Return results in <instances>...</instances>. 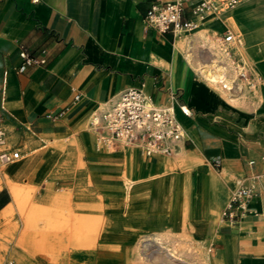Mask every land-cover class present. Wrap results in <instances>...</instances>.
<instances>
[{
    "label": "crops",
    "instance_id": "obj_1",
    "mask_svg": "<svg viewBox=\"0 0 264 264\" xmlns=\"http://www.w3.org/2000/svg\"><path fill=\"white\" fill-rule=\"evenodd\" d=\"M170 1L0 0V127L7 134V148L20 158L0 172L3 261L50 264L43 250L35 259L28 255L30 246L42 243L47 248L52 244L53 254L59 252L53 264L117 263L111 254L123 249V237L155 230L153 200L145 185L159 182L152 176L169 174L174 195L164 226L175 230V191L185 178V220L203 230L202 250L219 264H259L264 256V0H247L214 14L213 20L206 16L179 38L158 34L143 22L151 5ZM231 15L240 34L222 23ZM182 18L192 19L189 6ZM227 29L239 43H223ZM200 30L209 32L205 40L214 31L228 49L243 45L250 60L233 57L245 66L250 86L241 81L242 90L227 95L240 97L256 85L259 102L249 92L244 106L233 105L200 77L198 68L210 61L207 42L190 57L191 63L176 47L178 40L193 43ZM21 51L45 63L19 73ZM127 88L142 90L162 106L175 95L174 115L185 136L171 154L146 157L131 145L110 151L98 144L95 130H88L92 113L110 108ZM166 160L171 167L162 164ZM125 161L133 182L128 199L123 196ZM240 184L252 186L255 196L238 220L225 222L221 212ZM28 186L35 188L30 198ZM47 221L53 239L45 238ZM125 221L133 233L122 230ZM92 224L97 225L93 234ZM91 236L94 246L87 247Z\"/></svg>",
    "mask_w": 264,
    "mask_h": 264
},
{
    "label": "built area",
    "instance_id": "obj_2",
    "mask_svg": "<svg viewBox=\"0 0 264 264\" xmlns=\"http://www.w3.org/2000/svg\"><path fill=\"white\" fill-rule=\"evenodd\" d=\"M247 0H173L155 3L146 11L143 22L158 34H171L173 38L193 30L197 22L205 18L208 13L217 14L219 7L226 10L233 8ZM189 6L192 19L184 20L183 11ZM224 44L239 43V38L227 29L223 37ZM21 64L18 72L22 73L29 66L43 65V58H33L24 51L19 53ZM248 72L241 65L236 77L228 82L217 83L223 91L232 94L240 92L241 81L248 80ZM174 94H170V102L166 106L155 104L150 96L137 88L123 90L116 102L107 112L94 115L95 123H91L97 133V142L104 147L135 145L146 157L156 154L169 155L175 145L184 138L182 126L174 115ZM74 101L79 100L75 94ZM184 116H190L185 106H179ZM47 118H54L50 114ZM3 134L0 132V141ZM19 158V153L13 150L0 151V166H5ZM216 167L218 165L216 164ZM255 196L252 186L240 184L229 197L221 212V219L225 222H235L246 212L248 202ZM264 243V239H263ZM7 264H12L8 262Z\"/></svg>",
    "mask_w": 264,
    "mask_h": 264
},
{
    "label": "bare ground",
    "instance_id": "obj_3",
    "mask_svg": "<svg viewBox=\"0 0 264 264\" xmlns=\"http://www.w3.org/2000/svg\"><path fill=\"white\" fill-rule=\"evenodd\" d=\"M240 3H243V1ZM238 5H236V6H238ZM236 6H234L230 10L234 9ZM230 10H226L224 7L221 6V7H219L216 15L220 16L219 14L222 11L227 12ZM207 15L214 17V13H208ZM233 25L236 26V28H238V26L234 20H233ZM199 27H201V26H199ZM198 29H200V28H198ZM208 33L209 32L206 30H200L196 33L195 38L193 39V43L192 42L188 43L190 45L189 47L192 46L191 49H193L192 50L193 55H195V53H197L198 50L201 51V49H199V46L194 47V45L200 44V46H201L202 42L207 37ZM212 33L215 34L214 31ZM184 43H187V41L186 40H183V41L178 40L176 42V47L180 51H184L182 48ZM220 45L222 47H225V48L228 47L227 45L221 44V42H220ZM203 46H201V47H203ZM213 46H214V43L212 42L210 45H207V47H206V48H208L207 56L210 57L209 58L210 61L206 60L208 62L206 64H203L202 66H200L198 68V70H200L199 73H201L200 77L207 84H209L210 86L215 88L217 91H219L220 94H222V96L228 102L232 103L233 105L244 106L246 104L249 92H250L249 96L256 103L259 102L262 99V95L260 94L259 89H258V87H256V85L246 89L240 97L228 96L227 92L223 91L221 89V87L217 83H220L221 81L228 82L232 78H235L239 68L241 67V65L239 63H237V64H235V67L233 68L232 60L230 57H228L226 52L223 51L222 49H217L215 46L214 47ZM189 51H190V48L187 51H184V57L191 63L190 54L188 55ZM241 52L242 51L240 48L235 50L236 54H239ZM199 65H201V64H199ZM233 71H234V73H233ZM245 84H246V86H250V84L247 83V80L245 81ZM108 109L109 108L107 107L106 110H108ZM94 115H97V114L94 113L91 116V120H89L88 130L95 129L94 126L91 124V123L96 122L97 118H94ZM1 133L4 134L3 132H1ZM2 140H3V138L0 141V149L2 147V144L4 143V141H2ZM7 143H8V140H7ZM131 146H133L134 148H137L135 145H131ZM108 148H110V147H108ZM110 149H112V148H110ZM158 156H160V155H158ZM18 161H16V162H18ZM16 162H12V163L5 165V166H0V168H3V170L0 169V172L4 171L10 165L15 164ZM162 164L163 165L165 164L167 168L171 167L170 166L171 163H169L167 160L164 161ZM123 169L125 170V173L123 174V178H124L123 179V181H124L123 196L125 197V199H128L131 196V193L133 190L132 189L133 182L130 179L129 171H128L129 170V163L126 162L125 165L123 164ZM168 175L169 174L152 176L151 179H156L157 177H159L160 178L159 182L153 181V182H150V183L145 185L147 187V190L150 192V196H149L150 199L153 200V214H154L153 215V223H154L155 230L150 234L138 236L136 238H133L130 236L129 237H123L122 242H124V245H125L123 247V249L121 251H119L120 249L116 248L115 251L111 254V256H113L115 259L118 260V262L115 264H219V263L215 262V260H213L211 258V256H209L207 253L202 255L201 259L198 258V259L194 260L193 256H192L193 258L191 259L190 256L188 255V253L186 252V249L184 247H182L183 244L190 243V241H188V240L183 241L184 239H182V238H184L183 232H182L184 227H185V230H186V226L190 227V229H192V233H194L196 235H202L203 234V230L201 229V227H199L198 225H195V224H189L185 220L186 216H187V205H188L187 192H188V188H189L188 180L185 178L179 179L178 186H177L176 191H175V200L178 202V207H177V212H176V216L178 219L174 224L175 230L170 231L167 229V227L164 226L165 224L168 223L167 218H168L169 213H170L169 202L172 200L171 198L174 195V193H172L170 191L171 186L169 185ZM6 184L8 185L9 189L14 192L15 186H13L9 182H7ZM1 185L2 184L0 182V188H1ZM18 190L22 191L21 188ZM34 191H35V188L28 186V187H26L25 193H27L28 195L29 194L31 195ZM25 193L23 192L24 195H25ZM16 194H18V193H16ZM28 195H27V197H28ZM30 195H29V198H30ZM24 198H25V196H24ZM16 201H17V199H16ZM18 202H19V200H18ZM23 205L24 204H22V206ZM20 210H23V209L20 208ZM42 211H43V209H42ZM36 212H37V214H39L41 212V209L39 208V209H35V211L33 210V213H32L33 216H35ZM26 215H27V213H26ZM39 220L40 219H38L37 221H39ZM94 227H95V225L92 224L91 228H90L92 234L97 232L96 231L97 225H96V228H94ZM122 230H124L125 232H130V233L134 232V228L132 227V225L129 224L128 221L123 222ZM187 230H188V228H187ZM52 231H53V229L51 227V224H49V222L47 221V224L45 226V233H44L46 236L45 238L53 239V232ZM89 239H90L89 241L86 240L88 242L86 246L87 247H93L96 238L94 236H91ZM18 241L20 242V240H18ZM28 241H29L28 243L30 244V240H28ZM195 243H197V242H195ZM128 244L130 245V247L128 246ZM19 247H21L20 244H19ZM45 247L46 246L42 243L30 246L31 251L27 250V251H29L28 255L30 256V258L36 257V254L37 253L39 254L38 251L43 250V251H45L44 252L45 255H47L51 258V259H49L47 257L50 261L51 260L53 261V257L58 258L60 256L59 252H56L55 254H53L54 249H53L52 244H50L48 246V248L47 247L45 248ZM57 248H58V246H57ZM57 248H55L56 251L59 250V248L58 249ZM192 249H193V246H192ZM60 250H61V248H60ZM245 252H247V249H245ZM259 259H260L259 264H261V263L264 264V256H261ZM255 261L252 260V262H255ZM9 262L12 263V261H9Z\"/></svg>",
    "mask_w": 264,
    "mask_h": 264
},
{
    "label": "rangeland",
    "instance_id": "obj_4",
    "mask_svg": "<svg viewBox=\"0 0 264 264\" xmlns=\"http://www.w3.org/2000/svg\"><path fill=\"white\" fill-rule=\"evenodd\" d=\"M243 2H245V1H243ZM241 4V3H240ZM239 4V5H240ZM238 5V6H239ZM237 7V6H236ZM207 17H210V20H213L214 18L212 17V16H210V15H206ZM206 21V17H205V19H204V21H200V22H205ZM222 23H225V24H228L233 30H234V32H236L237 34H240V29L239 28H236V26H234L233 25V18H232V15L231 16H229L228 18H226L225 20H223L222 21ZM214 35L215 34H213L212 33V38L209 40V39H207V40H205L206 38H208V36L204 39L206 42H207V44L206 45H210L212 42L214 43V46L217 48V49H222L223 51H225L226 52V54L228 55V57H230L231 58V60H232V64H233V68L235 67V64H236V62L234 61V57L233 56H238V57H240L242 60H246L245 62L247 63L248 61H249V59L250 58H248V57H246V53L244 52V49H243V45L241 44V46H236V47H232V49H228V48H225V47H222L220 44H219V41H218V39H216L215 37H214ZM205 41H203V42H205ZM203 42H202V44H201V46H203ZM189 42H187V43H184V45H183V50L184 51H187L189 48H190V51L188 52V55L190 54V57L191 56H194L193 55V53H192V50L193 49H191L192 48V46L191 47H189L190 45L188 44ZM201 47L200 46V44H197V45H194V47ZM213 46V47H214ZM238 48H240L241 49V53H239V54H236L235 53V50H237ZM230 52H232V54L230 53ZM233 73H234V71H233ZM111 108V107H110ZM110 108L108 109V110H103V111H101V112H99V113H96V114H100V113H102V112H107V111H109L110 110ZM94 113H92V115H93ZM91 115V116H92ZM91 116H90V118H89V120H91ZM93 130H95V129H92L91 131H93ZM0 132H3L4 134H3V140L2 141H4V143L2 144V147H1V149H0V151L1 150H14L13 148H7V140H8V138H7V134H6V132L3 130V129H1V127H0ZM132 148H134L133 146H132ZM108 150H110V151H112L113 150V148L112 149H110V148H108ZM158 155H161V154H156V156H158ZM20 159V158H19ZM19 159H17V160H15V161H13V162H16V161H18ZM1 170H3V168H0ZM187 228H188V230H187ZM124 231V230H123ZM183 237L184 238H182V239H184L183 241H186V240H188V241H190V243H185V244H183L182 245V247H184L185 249H186V252L188 253V255L190 256V258L192 259L193 257V259L194 260H196V259H201V256L202 255H204L205 253H207L208 255H211V253L210 252H208L207 250H202V248H201V245H200V242H201V240H202V237H203V234L202 235H196V234H194V233H192V229H190V227H188V226H186V230H185V227L183 228ZM197 237V238H196ZM200 238V239H199ZM193 240V241H192ZM195 242H197V243H195ZM189 245V246H188ZM198 245V246H197ZM192 246H193V249H192ZM208 249V248H207ZM196 252V253H195ZM2 255H3V253H0V264H7V262H9V261H13V258H10V259H7V260H5V261H3V259H2ZM193 256V257H192ZM36 257H32V259H35ZM13 264H19V263H17V262H15V261H13L12 262ZM50 264H53V261L51 260V262H50Z\"/></svg>",
    "mask_w": 264,
    "mask_h": 264
}]
</instances>
